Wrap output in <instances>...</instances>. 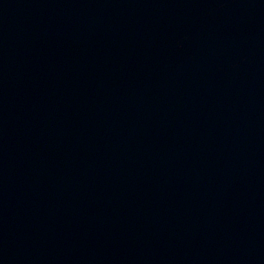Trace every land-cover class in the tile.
Returning a JSON list of instances; mask_svg holds the SVG:
<instances>
[{
	"label": "water",
	"instance_id": "1",
	"mask_svg": "<svg viewBox=\"0 0 264 264\" xmlns=\"http://www.w3.org/2000/svg\"><path fill=\"white\" fill-rule=\"evenodd\" d=\"M0 264H264V0H0Z\"/></svg>",
	"mask_w": 264,
	"mask_h": 264
}]
</instances>
